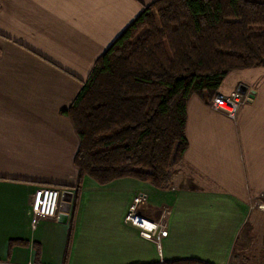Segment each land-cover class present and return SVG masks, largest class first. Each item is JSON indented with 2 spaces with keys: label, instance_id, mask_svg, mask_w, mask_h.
<instances>
[{
  "label": "crops",
  "instance_id": "1",
  "mask_svg": "<svg viewBox=\"0 0 264 264\" xmlns=\"http://www.w3.org/2000/svg\"><path fill=\"white\" fill-rule=\"evenodd\" d=\"M155 1L0 0V264H264L263 68L230 73L216 92L246 89L234 120L202 95L189 100L187 150L168 190L84 178L66 224L30 227L36 188L76 186L78 138L60 112L96 59ZM138 196L143 218L169 214L160 248L124 222Z\"/></svg>",
  "mask_w": 264,
  "mask_h": 264
},
{
  "label": "trees",
  "instance_id": "2",
  "mask_svg": "<svg viewBox=\"0 0 264 264\" xmlns=\"http://www.w3.org/2000/svg\"><path fill=\"white\" fill-rule=\"evenodd\" d=\"M255 68L264 69V0L151 3L96 59L60 112L78 138L76 186L42 187L72 189V214L84 178L99 186L134 179L168 190L187 150L189 100L205 93L211 101L230 73Z\"/></svg>",
  "mask_w": 264,
  "mask_h": 264
},
{
  "label": "built area",
  "instance_id": "3",
  "mask_svg": "<svg viewBox=\"0 0 264 264\" xmlns=\"http://www.w3.org/2000/svg\"><path fill=\"white\" fill-rule=\"evenodd\" d=\"M245 102L244 95L233 93L224 95L215 93L211 100L213 110L224 114L234 120L239 108ZM73 194L60 188L39 187L31 196L29 208L30 227L34 230L43 219H57L60 214L70 217ZM144 198L138 196L133 199L124 216V222L139 231V235L153 242L160 248L162 240L167 236V222L169 214L166 213L158 222L150 221L139 215V207ZM264 208V206L262 207Z\"/></svg>",
  "mask_w": 264,
  "mask_h": 264
},
{
  "label": "water",
  "instance_id": "4",
  "mask_svg": "<svg viewBox=\"0 0 264 264\" xmlns=\"http://www.w3.org/2000/svg\"><path fill=\"white\" fill-rule=\"evenodd\" d=\"M246 89L242 86L238 87L237 89V93L244 95L245 94ZM58 222L61 224H66L67 222V217L63 214H60L57 218Z\"/></svg>",
  "mask_w": 264,
  "mask_h": 264
},
{
  "label": "rangeland",
  "instance_id": "5",
  "mask_svg": "<svg viewBox=\"0 0 264 264\" xmlns=\"http://www.w3.org/2000/svg\"><path fill=\"white\" fill-rule=\"evenodd\" d=\"M202 95H205V93H203ZM264 237V231L263 230H260L259 233H258V238H262ZM264 250V248H261ZM263 255H264V251H263Z\"/></svg>",
  "mask_w": 264,
  "mask_h": 264
}]
</instances>
